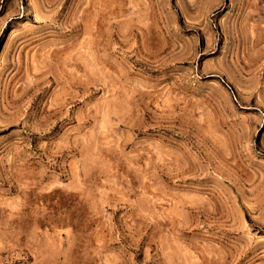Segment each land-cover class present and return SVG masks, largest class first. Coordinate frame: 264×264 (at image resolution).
Instances as JSON below:
<instances>
[{
    "label": "rangeland",
    "instance_id": "obj_1",
    "mask_svg": "<svg viewBox=\"0 0 264 264\" xmlns=\"http://www.w3.org/2000/svg\"><path fill=\"white\" fill-rule=\"evenodd\" d=\"M0 264H264V0H0Z\"/></svg>",
    "mask_w": 264,
    "mask_h": 264
}]
</instances>
